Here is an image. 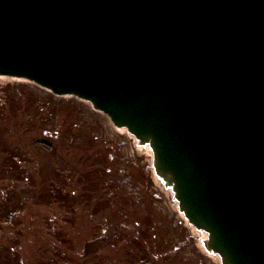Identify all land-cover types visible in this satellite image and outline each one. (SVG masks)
<instances>
[{
	"label": "water",
	"instance_id": "95a60500",
	"mask_svg": "<svg viewBox=\"0 0 264 264\" xmlns=\"http://www.w3.org/2000/svg\"><path fill=\"white\" fill-rule=\"evenodd\" d=\"M0 75L90 101L221 264H264V0H0Z\"/></svg>",
	"mask_w": 264,
	"mask_h": 264
},
{
	"label": "rangeland",
	"instance_id": "374dc122",
	"mask_svg": "<svg viewBox=\"0 0 264 264\" xmlns=\"http://www.w3.org/2000/svg\"><path fill=\"white\" fill-rule=\"evenodd\" d=\"M0 264H220L151 156L90 103L0 76Z\"/></svg>",
	"mask_w": 264,
	"mask_h": 264
},
{
	"label": "bare ground",
	"instance_id": "6f19581e",
	"mask_svg": "<svg viewBox=\"0 0 264 264\" xmlns=\"http://www.w3.org/2000/svg\"><path fill=\"white\" fill-rule=\"evenodd\" d=\"M120 130H124V128H121ZM147 148H149L148 146H146Z\"/></svg>",
	"mask_w": 264,
	"mask_h": 264
}]
</instances>
